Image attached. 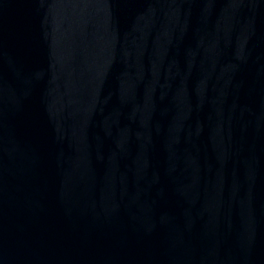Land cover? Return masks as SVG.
<instances>
[{"label": "water", "instance_id": "obj_1", "mask_svg": "<svg viewBox=\"0 0 264 264\" xmlns=\"http://www.w3.org/2000/svg\"><path fill=\"white\" fill-rule=\"evenodd\" d=\"M0 264H264V0H0Z\"/></svg>", "mask_w": 264, "mask_h": 264}]
</instances>
